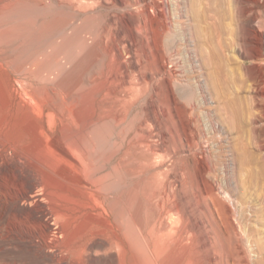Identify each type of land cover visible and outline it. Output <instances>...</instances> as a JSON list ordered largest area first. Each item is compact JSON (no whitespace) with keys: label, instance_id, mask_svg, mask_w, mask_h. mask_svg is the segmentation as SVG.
<instances>
[{"label":"rangeland","instance_id":"1","mask_svg":"<svg viewBox=\"0 0 264 264\" xmlns=\"http://www.w3.org/2000/svg\"><path fill=\"white\" fill-rule=\"evenodd\" d=\"M166 1L169 31L131 55L118 44L122 61L96 8L71 14L54 0L0 7V105L37 102L55 116L49 126L37 115L50 139L31 147L26 133L0 127L3 147L19 158L6 152L0 163V264H264V183L248 174L264 165V90L253 91L249 77L259 67L250 58L248 72L238 67L244 49L224 52V92L242 98L240 138L255 155L242 170L229 152L236 134L227 115L213 121L210 69L195 55L186 0ZM146 44L158 46L159 60ZM120 61L143 86L116 100ZM153 94L159 131L143 119ZM71 112L97 125L62 132Z\"/></svg>","mask_w":264,"mask_h":264},{"label":"bare ground","instance_id":"2","mask_svg":"<svg viewBox=\"0 0 264 264\" xmlns=\"http://www.w3.org/2000/svg\"><path fill=\"white\" fill-rule=\"evenodd\" d=\"M22 1L23 0H0V7L3 8L12 3H17ZM54 1L70 9L72 11L70 12L71 14H75L77 13V10L85 9V8H96L98 9V12H104L107 20L106 29L107 28L110 29V37L115 42V45L111 53L118 55L121 61L122 59L124 60L123 58L124 56H123V51L119 49L118 44H123L125 46L124 51L126 52V54L131 55L133 50L138 44L139 45L142 44L144 40H145L144 42L149 43V39L151 37L153 36L155 37V34L156 36L157 34L159 35L161 31L163 33L168 32L170 26L172 25V16H170V13L168 11V6H167L168 3L166 0H54ZM48 2L49 0H42L43 4L44 3L46 4ZM186 3H187V16L189 18V26H190L189 29L193 40V48L195 55L199 59V62L201 63L202 66H206L207 68L209 66L210 69V71L206 73L210 85L209 89H211L210 92L212 91L214 95V100L217 101V104L213 107V119H214L213 121L216 125L220 123L224 124V117L222 116V114L225 113L227 115V119H228V120L226 119L228 123L227 127L236 134L234 137L235 140L233 139L234 142L230 143L229 145V152L231 155V159L233 160L232 162L239 169L243 170V168L244 169L247 167L249 168L255 162V158H254L255 155L253 156L250 153V151L246 147L247 145H245V143L240 138V133L243 132L242 119L243 118L245 119V117H243V115H245L244 113L245 105L240 96L229 98L227 93L224 92L225 84L228 82L227 74L229 72L228 71L227 74L225 73L226 72L225 67L227 63H225L224 52L225 50L230 48V45L244 49V51L242 50L244 52L243 53L244 55L243 58L238 62V67L242 68L243 70L247 69L248 64L244 61V59L245 58L252 59L254 63L257 64L259 67L256 70L255 75L249 76L251 77V81H252L251 85L253 91L264 90V0H186ZM227 5H229L232 8L231 9L232 11L226 10ZM91 15H92L91 17L92 19L94 14ZM125 15H127L128 18H126ZM177 16L178 15H173L174 18H176ZM86 17L87 18H85L84 21L88 23L89 14ZM228 19H230L234 23V27L230 26V24L227 22ZM243 25H245V28L242 27ZM226 34L227 35L229 34L231 36L230 43L227 40H225ZM98 36L102 37L103 31H98ZM104 36H106V34ZM145 46L147 47L148 51L153 52L155 57L159 60L160 49L158 48V46L153 45L151 47L148 44H146ZM121 61L118 65H116L115 73L111 78L112 82L118 86V89H116V92L114 91L115 94L113 96V98H115L116 100L117 98H120L122 96L121 92L125 91V89L128 90L125 91L128 93L129 91L139 93L143 86L142 85L143 81H139L137 76L132 77L128 69L125 67V65L121 64ZM137 66L138 65H136V68ZM254 73L255 72H253V74ZM107 74L109 76V73ZM134 79H136V81H132ZM106 95L108 96L109 94ZM30 99L34 101L33 96H30ZM142 110L144 114L143 117L144 121L146 123L147 122L151 123L159 131L160 123L156 116L160 115V104L156 99L155 94L152 95L151 101L148 103V105L144 106ZM42 114L47 118L48 125L51 126L52 123H54L53 121L55 120L54 113L51 111L50 108L40 106L37 104V102L34 103L33 105L30 104V106H21L18 103L8 104L4 107L3 105H0V115L3 117V121L0 127L4 123L6 124V122H8L7 123L8 126L10 125L9 130L11 129L13 131L26 133L27 136H29L28 138L29 144L27 146L31 147L36 144L39 137L40 139H44L45 137L47 141L50 139V136L48 135L47 131H45L43 128L44 125H41L39 123L40 121L37 118V115H42ZM250 117L252 118V116ZM71 118L72 119L69 120L66 119L64 115L62 116V119L68 120L67 123L66 122L65 124L63 123V127L61 129L62 132L66 133L69 131V129L66 128L68 125H72L71 128L73 129L72 131L73 134L79 133L81 126L89 128L97 125L93 119L91 118L83 119L80 117L79 114L78 115L72 114ZM248 121H250V119ZM250 130H252L251 127ZM89 144L91 145L93 143H89ZM43 150L46 151V149L44 148ZM0 151H1L0 154V163H1V161H3V159L7 156L6 152L7 153L10 152L8 151V149L3 147V142L1 140H0ZM11 153L14 154L13 163L16 164L19 158L15 153L10 152V154ZM261 158L262 157L260 156V159ZM248 170L250 171V173H248L249 175L251 174L252 176H256L260 178L261 180H263L264 183V165L259 164L258 169L252 167ZM61 175H63L62 178L65 176L63 172L61 173ZM67 178L69 177L67 176ZM60 180L61 179L59 178L57 180L58 181L57 183H59L61 187H66V185L63 184ZM106 187L108 188V186ZM14 196L15 198H17L16 194H14ZM73 197L76 196L74 195ZM29 198L32 201L34 200L36 201V199L38 198V194L33 191V193L29 195ZM74 234L75 233H73L72 235L74 236Z\"/></svg>","mask_w":264,"mask_h":264}]
</instances>
